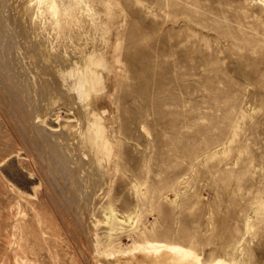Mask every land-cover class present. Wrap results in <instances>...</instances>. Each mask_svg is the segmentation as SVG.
<instances>
[{"label": "rangeland", "instance_id": "rangeland-1", "mask_svg": "<svg viewBox=\"0 0 264 264\" xmlns=\"http://www.w3.org/2000/svg\"><path fill=\"white\" fill-rule=\"evenodd\" d=\"M0 264H264V0H0Z\"/></svg>", "mask_w": 264, "mask_h": 264}]
</instances>
